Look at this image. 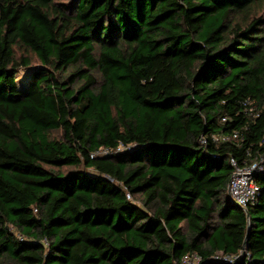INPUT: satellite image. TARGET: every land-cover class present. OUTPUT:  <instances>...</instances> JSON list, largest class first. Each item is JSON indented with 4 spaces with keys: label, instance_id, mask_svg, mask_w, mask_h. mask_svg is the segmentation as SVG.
Here are the masks:
<instances>
[{
    "label": "trees",
    "instance_id": "1",
    "mask_svg": "<svg viewBox=\"0 0 264 264\" xmlns=\"http://www.w3.org/2000/svg\"><path fill=\"white\" fill-rule=\"evenodd\" d=\"M260 10L0 0V264H264V176L255 206L228 195L230 158L264 152Z\"/></svg>",
    "mask_w": 264,
    "mask_h": 264
},
{
    "label": "built area",
    "instance_id": "2",
    "mask_svg": "<svg viewBox=\"0 0 264 264\" xmlns=\"http://www.w3.org/2000/svg\"><path fill=\"white\" fill-rule=\"evenodd\" d=\"M244 108L247 113H252L254 110V102L247 100L244 102ZM241 132L235 131L233 134H224V133H214L212 138L216 143H222L227 141H232L235 139H240ZM202 144L207 143V139L202 137ZM122 149V147L120 148ZM119 149V150H120ZM102 151H105L104 155H100ZM109 153L108 149H101L94 154V156H105ZM217 155H214L216 157ZM247 156L250 158L251 153L248 151ZM230 163L233 167V173L228 184V195L230 200L235 203L238 207L247 210L249 207L255 206L258 204L261 196V187L259 184V177L264 176V152L258 153L254 159L244 160L242 163H239L236 158L231 157ZM44 243L47 245L48 242L44 240ZM244 257V253L238 256L224 255L221 253L216 254L212 257L210 261L221 262L225 264L233 263L235 260ZM248 256L249 253H248ZM247 264L251 261L248 260ZM206 261L202 259L197 253L185 255L179 262L175 264H202Z\"/></svg>",
    "mask_w": 264,
    "mask_h": 264
},
{
    "label": "rangeland",
    "instance_id": "3",
    "mask_svg": "<svg viewBox=\"0 0 264 264\" xmlns=\"http://www.w3.org/2000/svg\"><path fill=\"white\" fill-rule=\"evenodd\" d=\"M263 12H264L263 10H260V11H259L260 14H262ZM25 54H30V53H29V52H28V53L25 52ZM34 61H35V64H37V61H36L35 58H34ZM34 69H35V67H32V68H20V69H19V73H18V75H17V81H18V84H19L20 86H25V85H26V83H27V79H28L29 75L32 73V71H33ZM127 150H129V148H128V149H125L124 147H122V149H120L119 152L123 153V152H126ZM104 152H105V151H102V152L100 153V155H104V154H105ZM89 172H90V173H95L96 171L90 169Z\"/></svg>",
    "mask_w": 264,
    "mask_h": 264
},
{
    "label": "water",
    "instance_id": "4",
    "mask_svg": "<svg viewBox=\"0 0 264 264\" xmlns=\"http://www.w3.org/2000/svg\"><path fill=\"white\" fill-rule=\"evenodd\" d=\"M248 216H249V214H248ZM247 238H248V237H247ZM247 238H246L245 243H244L245 245H246V243H247ZM218 264H223V263H218Z\"/></svg>",
    "mask_w": 264,
    "mask_h": 264
}]
</instances>
